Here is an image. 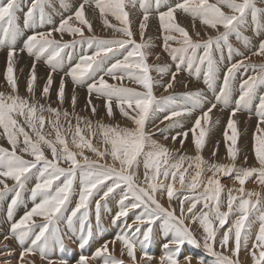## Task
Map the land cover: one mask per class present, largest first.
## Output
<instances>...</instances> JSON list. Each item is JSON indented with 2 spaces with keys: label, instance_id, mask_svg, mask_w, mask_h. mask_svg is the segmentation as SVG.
Listing matches in <instances>:
<instances>
[{
  "label": "snow or ice",
  "instance_id": "1",
  "mask_svg": "<svg viewBox=\"0 0 264 264\" xmlns=\"http://www.w3.org/2000/svg\"><path fill=\"white\" fill-rule=\"evenodd\" d=\"M135 9L143 14L139 42L130 19ZM20 11L21 0H0V49H7L5 81L10 89L0 91V137L10 146H0V204L7 202L0 223V230L7 225L0 241V264L14 260L36 264L37 258L57 264L50 257L57 249L65 252L66 241L77 243L83 252L104 234L102 209L112 213L110 202L117 208L110 223L121 222L124 230L101 243L93 255L81 254L77 264H153L149 247L160 237L166 242L159 264H193V255L182 253L185 245L203 249L214 258L213 264H248L249 258L251 264H264V62H251L252 56L264 57V0H81L75 6L72 0H33L23 26ZM89 12H98L103 26L119 37L97 35ZM178 12L191 18V34L178 22ZM153 13L163 33V51L175 70L161 61L152 38H145ZM56 15L61 17L58 25L35 31L53 24ZM197 21L216 35L202 37ZM27 29L34 31L18 49L16 41ZM65 34L72 39L64 40ZM233 36L247 54L233 45ZM255 37L262 38L253 45ZM25 51L34 62L26 81L27 96H22L16 62L18 53ZM233 57L239 59L233 61ZM226 59L232 62L218 86ZM41 60L50 72L37 98L36 63ZM66 64L64 75L73 83L72 111L64 107V77L56 90L57 106L51 102L53 74ZM241 70L245 77L234 98ZM185 71L197 79L203 76L214 93L212 100L203 90L169 93L178 82L187 88V82L178 81L179 73ZM125 80L142 90L126 86ZM77 87L87 89L82 111L88 115L76 111ZM155 88L169 94L158 97ZM93 97L103 100V117ZM225 108L230 109L223 132L230 163L214 159L219 142L212 159L203 156L219 124L211 114ZM115 110L131 126L116 122ZM197 112L192 127L185 128ZM243 112L257 116L253 151L258 166L249 165L247 155H242L243 145L238 146L244 133L237 114ZM104 117L112 122L106 123ZM157 133L164 141L170 139L173 147L155 139ZM190 133L194 155L185 147ZM225 178L232 186L222 182ZM249 182L257 188L247 189ZM26 191L33 206L14 219L15 210L25 205ZM165 199L167 207L161 203ZM129 213L134 217L131 223ZM10 240L20 248L18 256L6 243ZM117 241L122 246L119 257L114 255ZM59 264L66 261L61 259ZM196 264H206L205 259L197 258Z\"/></svg>",
  "mask_w": 264,
  "mask_h": 264
},
{
  "label": "bare ground",
  "instance_id": "2",
  "mask_svg": "<svg viewBox=\"0 0 264 264\" xmlns=\"http://www.w3.org/2000/svg\"><path fill=\"white\" fill-rule=\"evenodd\" d=\"M25 1H27L29 4H31L33 2V0H21V3L25 2ZM80 2H81V0H72V3L74 6L78 5ZM172 2L174 3L175 0H172ZM22 6H24V5L22 4ZM57 7L59 8L58 2H57ZM68 14H69V12H64L65 16H67ZM131 14L135 15L137 18L132 16ZM131 14H130V19L132 20V31L134 33V38L137 40V42H139L140 41L139 23L142 20L143 14L141 11L139 12L138 9L132 10ZM177 17H178V22L182 26L186 27L191 34L193 32L191 18L188 16H185L179 12L177 13ZM88 18L93 23V27H94L95 33L97 35L105 37V38H111V37H113V35H115L116 37H119V35H120L119 33L114 34L111 29L105 28L103 26V21L100 18L98 12H89ZM60 19H61V17L59 15L54 16L53 17V24L48 25L49 29L51 27H53L54 25H57L60 22ZM109 20L111 21L112 24L119 25V22L116 21L113 17H109ZM46 25H44L42 28L36 29L35 31H38V30L45 31V29H47ZM196 29L201 32L202 37H205V34L213 35V36L216 35L215 30H212L211 28H207L206 26L202 25L199 21L196 22ZM222 30L223 29H221V31ZM33 31H34L33 29H29L28 31H25L23 34V40H25L28 35L32 34ZM86 34H88V33H86ZM54 35L56 36L57 39H60V36L58 34H54ZM245 35H251V32H246ZM148 37L152 38L153 43L156 46L154 48V51L156 53L160 54L161 61L166 62V63H169L168 61H170L169 64H172L173 70H175V65L171 61L169 55L167 54V52L163 51V48H162L163 33L160 30L158 16L155 13H153V15L150 17L149 22H148V28L145 31V38L147 39ZM261 38L262 37H255L252 41L253 45L257 44V42ZM70 39H72L71 36H69L67 34L64 35V40H70ZM231 39H232V43L235 47H239L241 49V51H245L247 54V50L243 47L241 42L236 41L234 36ZM19 44H20V42H19ZM19 44H17V46H16L18 49L23 47L22 44L21 45H19ZM78 54H79V50H77V55ZM237 59H239V57H233V61L237 60ZM6 60H7V49H0V80H1L0 81L1 82L0 91H5V92L10 90L6 84V81H5ZM33 61H34V57L29 56L26 51L22 52V53H18L17 62H16L17 75L19 77V79H18V90H19L20 95H22V96H27V91H26V81L27 80L24 81V77L26 76V78H27V73L29 71H31ZM161 61H155V62L160 63ZM231 62L232 61H229L227 59L223 62L222 66H221V71L219 73V75L221 77L219 76V79L217 81L218 86L222 82V78L224 75V71H226V67ZM251 62L257 63V64L262 63V62H264V57L252 56ZM149 63H153L152 58H149ZM36 71L38 73V77H37L38 87H36L35 90L36 91L38 90V92H41L42 88L46 82L47 75L50 72V68H49V66L45 68V63H41L39 61L38 64H36ZM62 71H64V69ZM246 71H247L248 75L251 74V69H248ZM152 75L156 78H159V77H157V74L155 72H153ZM63 77L65 78V84H66V87H65L66 102H65L64 107L68 108L69 111H72L69 104H70V98L73 95V83H72L70 77H65V75H63ZM244 77H245V70H241V72H239L237 74V79L235 82V89L236 90L233 92L234 98H238V95H239L238 85H239L240 81L242 80V78H244ZM105 79H109V78L105 77ZM168 79H169L168 76L164 77L165 81ZM53 80H54V83L51 86V102H52V105H54L56 107L57 106L56 105V99L54 101V98L56 96V90L58 89L60 80H58L57 78H54V75H53ZM178 81L187 82V88L184 87L183 83L178 82L174 86V89L169 90V93L175 92V93L179 94V93H183V92H186L189 90L195 91V90H197V85H198L201 89H203L205 95L208 97L209 100L213 99L214 93L210 89H208L207 85L204 84L202 75L199 79H197L193 76H189V74L185 71V72L179 73ZM42 82H44V83L42 84ZM109 82L110 83H116V81H111V80ZM123 83L128 87H134V88H137L138 90H142L140 88V86L136 85L133 82H130V81L127 82V80H125ZM154 92L158 97L162 94L163 95L169 94V93H164L162 88H155ZM38 94L36 93L37 98L40 97V96H38ZM76 95L78 97L77 105H76V111L79 112L81 115H88V112L82 111L84 109V106H85L87 98H88L86 87H77L76 88ZM93 103L100 106L98 110H99L100 116L103 117L104 116V108H103L104 102H103V100H97L95 97H93ZM206 107H207V105H206ZM219 107L220 106L218 105V109H219ZM220 112L226 113V115L229 116L230 109L225 108V109H223V111H218L217 109H214L213 113L211 114L214 121L218 119V116H219L218 113H220ZM197 115H199L198 112L194 113L193 116L191 117V119L192 118L195 119ZM237 116L239 119L238 127L244 133L241 140L238 142V146L243 145L242 155H247L248 164L253 165V166H258L257 162L255 160V155H254V151H253V145H254L253 136H254V133L256 131L257 116L254 113L249 114L248 112H243L242 115L237 114ZM242 117L247 118V119H243ZM104 119H105L106 123L112 122L107 117H104ZM191 119H190V121H191ZM249 119L250 120L255 119V121H254L255 123L250 121ZM115 121L119 122L122 126H131L125 118L121 117L118 110H115ZM165 123H168V122L166 121ZM186 124H187V122H186ZM186 124H185V128H187ZM221 125H222V121L220 120L219 124L213 128V131L210 134V140L207 143L205 150L203 152V156L205 159H212L211 153H212L213 149L215 148L217 142H219V148H218L217 156L214 159H216L218 162H221V163H230V161L227 159V153H226V147L227 146H226L224 139L222 138V139H219L218 141H215V136L217 135ZM160 127H163V125H160ZM254 127H255V129H254ZM225 128H226V126H225ZM154 138L159 140L161 143L167 144L169 147H173V144H172L170 139L168 141H164L163 137L158 133L155 135ZM0 146L10 147L2 137H0ZM174 146L177 148L179 147V140L176 142V144ZM185 147H186L187 153L189 155L195 154L193 151L191 133L189 134L188 139L185 141ZM26 158H28V157H26ZM208 175H210V173ZM222 182L228 186H232V181L227 179V178H225ZM8 183L11 185L13 182L9 180ZM34 183L35 182H32V184H29L28 187L29 188L32 187ZM236 186H238V185H236ZM246 188L247 189L257 188V185L249 182L248 184H246ZM29 197H30V193L26 191L24 193L25 205H21L15 210L14 219L17 218L18 216L24 215L25 211L30 209L33 206V203ZM74 199H76V198H74ZM9 202H10V200H9ZM161 203H164L165 206L167 207L166 199L162 200ZM108 207L112 208V210H113L112 213L104 212L102 209V217H103V222L106 223V227H108V225H107L108 224L107 220H108L110 228L105 229V232H104L105 235H103L104 237H102V238L97 237L95 241L90 242V244L88 246H86L85 254L88 256L93 255L96 248L99 247L100 244L103 243L105 240L114 239L115 236L119 235L124 230V224L123 223L117 222V224H115V225L110 223L112 215H114L115 211L117 210L115 203L110 202ZM6 208H7V202L4 204H0V209L2 211L6 212ZM135 211L138 212L139 210H135ZM34 219L39 221L41 218L40 217H34ZM133 219H134V217H133L132 213H129L128 223H131ZM197 235H199V233H197ZM2 240H3V235H2L1 230H0V241H2ZM165 242H166V240L163 237H160L153 244L150 245L149 252L154 258L153 264H159V260H160L161 256L164 255V249H163L162 245ZM6 243L11 244V246L16 249L15 255L18 256L20 248L18 247L17 243L14 240L7 241ZM66 244H67V250L65 252L61 253L60 255H57V257L59 259L62 257H64L65 259L67 258V261H68L67 264H77V261L79 259L77 257H79L81 255L80 250L78 248V244L75 242H71V241H66ZM111 247H112V245L110 244V248ZM121 247L122 246L115 245V252L120 254ZM185 251L188 252V254L193 255V262L195 264H196V259L199 257H203L205 259L206 264H213L214 258L211 257L206 252H204L203 249H197L192 245H185L184 248L182 249V253L185 254ZM114 255H116V254L114 253ZM124 258L127 259V257H124ZM50 259L52 260V257H50ZM13 264H16L15 260L13 261ZM36 264H47V262L46 261H40L37 258ZM93 264H99V262H93ZM248 264H251L250 258L248 259Z\"/></svg>",
  "mask_w": 264,
  "mask_h": 264
},
{
  "label": "rangeland",
  "instance_id": "3",
  "mask_svg": "<svg viewBox=\"0 0 264 264\" xmlns=\"http://www.w3.org/2000/svg\"><path fill=\"white\" fill-rule=\"evenodd\" d=\"M22 4L24 5V6H22ZM30 6L31 4H29L27 1H25V2H23V3H21V11L20 12H18L17 13V15L20 17V23H21V26H23V17H24V13L27 11V9H28V5ZM140 12V11H139ZM132 16H134V17H136L135 15H133V14H131ZM137 18V17H136ZM59 24V23H58ZM57 24V25H58ZM49 24H47L46 25V28L47 29H45V31H48V30H50L49 29V26H48ZM29 29H27V30H25V31H28ZM38 31H42V30H38ZM31 35V34H30ZM16 46H17V44H16ZM67 51V50H66ZM75 60H73V63H75L74 62ZM41 63H44V61L43 60H41L40 61ZM169 63H170V61H168ZM46 67H48V65L47 64H45V68ZM68 67H69V65H65L64 66V71H61V70H58L56 73H54L53 75H54V78H57L58 80H60L61 79V77H63V75L65 74V71L67 72L68 71ZM30 72V71H29ZM29 72L27 73V78H28V75H29ZM59 76V77H58ZM220 76V75H219ZM37 77H38V73H37ZM221 77V76H220ZM27 78H26V76L24 77V81H26L27 80ZM243 79V78H242ZM1 81V80H0ZM127 82H128V80H127ZM44 82H42V84H43ZM41 84V85H42ZM0 87H1V82H0ZM36 87H38V82H37V84H36ZM197 90H203V89H201L198 85H197ZM36 91V90H35ZM36 93L38 94H40L41 92H38V90L36 91ZM38 94V96H40ZM87 96H88V94H87ZM55 99H56V96H55V98H54V101H55ZM53 107H55L54 105H52ZM219 114V116H218V120L220 121H222V125H221V127H220V129H219V131H218V133H217V135L215 136V141H218L219 139H222L223 138V132L225 131V126H226V124H227V119H228V115H226V113H218ZM238 114H240V115H242V113H238ZM243 119H247V118H244V117H242ZM253 118V117H252ZM195 119H191V121L190 120H188L187 121V124H186V126H187V128H191L192 127V122L194 121ZM250 120V119H249ZM250 121H252V122H254L255 121V119H252V120H250ZM255 123V122H254ZM254 126V125H253ZM254 129H255V127H254ZM216 133V132H215ZM214 133V134H215ZM159 134V133H158ZM5 140V139H4ZM5 142L7 143V141L5 140ZM8 144V143H7ZM33 182H35V181H33ZM11 199V196L9 197V200ZM5 216H6V212H4V211H2L1 209H0V223H2L3 222V220H4V218H5ZM21 216H23V215H21ZM21 216H18L17 218H15V219H19ZM103 218V217H102ZM42 219V218H41ZM40 219V220H41ZM107 225H108V227H106V223H104L105 224V229H109L110 228V225H109V222H108V220H107ZM7 231V225H4L3 226V230H1V233H2V235L4 236V233ZM103 235H105V233L103 234ZM100 236V238H102V237H104V236ZM115 245H118V246H121V244L117 241V243L115 244ZM115 254H116V256L117 257H119V253H117V252H114ZM94 254V253H93ZM188 254V252H186L185 251V255H187ZM57 264H59V263H57ZM193 264H195L194 262H193Z\"/></svg>",
  "mask_w": 264,
  "mask_h": 264
}]
</instances>
